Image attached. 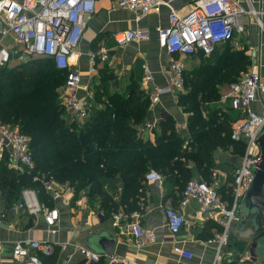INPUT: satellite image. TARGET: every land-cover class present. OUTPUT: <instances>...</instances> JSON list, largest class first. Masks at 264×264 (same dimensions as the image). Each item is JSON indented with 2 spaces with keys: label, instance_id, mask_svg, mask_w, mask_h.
Returning a JSON list of instances; mask_svg holds the SVG:
<instances>
[{
  "label": "crops",
  "instance_id": "obj_1",
  "mask_svg": "<svg viewBox=\"0 0 264 264\" xmlns=\"http://www.w3.org/2000/svg\"><path fill=\"white\" fill-rule=\"evenodd\" d=\"M114 1L96 0L95 12L87 21L78 47L70 57L71 67L78 68L82 74L79 94L89 99L90 112L93 114L97 111L101 113L100 111L106 108L108 96L114 93H127L133 85H138L147 92L148 96L154 87L166 86L167 69L174 59H180L183 63V76L206 64V62L201 64V57L204 56L199 54L191 57L169 54L160 46L156 34L158 28L168 26L170 12H175L179 16L187 15L194 6V0H161L156 11L140 18L125 9L114 8ZM249 2L256 11L258 22H254L256 18L254 16L244 19L248 22L245 31L248 44L246 55L251 68L261 73L264 82V0H249ZM134 28L150 30L151 38L133 40L124 45H118L114 41V33ZM0 45L8 46L7 48L12 52L20 51L22 48L21 45L14 43L8 34L0 39ZM98 47L107 48L110 56L107 62L98 64L96 72L91 74L88 72L87 54ZM221 54L222 52H217L213 62L219 61ZM143 64H146L151 71L150 81L144 79ZM224 83L227 82L217 84V99L213 102L216 103L214 105L218 107L220 113L235 120L241 117V114L231 108L228 100L223 99L222 96L229 90L231 84L227 83L223 88ZM184 87L185 85L181 91L161 94L156 103L149 100L145 119L135 126V137L141 139L143 143L141 151L144 154L148 147L163 144L167 140L163 137L160 124L168 117L174 122L176 134L183 139L182 148L186 147L190 136L188 116L191 113L184 111L178 103L180 93L187 92ZM177 94L179 96H176ZM253 106L258 112H262L260 104L255 103ZM230 146L234 150L233 146ZM216 153V150L212 152L216 166L211 172V177L212 182L223 190L224 186L225 189L229 186L230 179L227 174L230 168L238 166L241 161L234 164L235 157H231L230 153H227V156L221 154L215 156ZM188 164L193 169L191 162ZM150 170L156 169L150 167L145 174ZM112 171V175L102 177L103 189L118 203L117 210L112 213L101 207V198L93 194L88 186L75 189L68 183L56 181V188H61L63 193L61 197L53 199L45 191L50 197L49 206L43 203L37 192L40 204L57 212L54 235L49 233L42 215L36 217L17 208L22 190L34 188L19 185L18 196L10 207L2 210L0 206V264H28L25 261L15 260L12 249L15 243H25L30 239H49L53 242V250L50 254L53 258L50 264H108V258L102 257L98 262L90 263L80 254V248H89L86 244L87 239L101 232L115 236V246L111 255L126 259V264H212L215 250L213 245L207 244V240L219 232L221 227L214 219H199L195 202L189 201L183 207L185 222L177 232L171 233L167 227L164 209L170 206L179 207L178 202L183 192L179 188L183 189L185 181L180 178H177V182H169L165 178L160 183L144 181L141 193L129 200L128 208L120 203L124 187L121 172L117 169ZM64 184H68L70 188L66 189ZM221 195L224 198L225 195L222 193ZM134 214L139 215L138 221L141 227L153 233V241L147 238L136 241L129 228ZM233 245L230 240L226 252ZM178 248L191 252L192 257L180 256L176 252ZM247 255L254 258L257 264H264V234L240 260L237 261L235 258L231 260H234L233 264H237L243 258L247 259ZM222 264L230 263L225 258Z\"/></svg>",
  "mask_w": 264,
  "mask_h": 264
},
{
  "label": "built area",
  "instance_id": "obj_2",
  "mask_svg": "<svg viewBox=\"0 0 264 264\" xmlns=\"http://www.w3.org/2000/svg\"><path fill=\"white\" fill-rule=\"evenodd\" d=\"M160 3L161 0H115L113 5L116 9H125L140 18L156 11ZM95 8L96 0H0L2 37L8 34L14 43L22 46L20 51L12 52L6 46L0 45V68L13 55L19 60L27 56L50 58L56 68L67 71L59 97L69 119L79 125L89 118L90 101L79 94L82 74L78 68L71 67L70 57L77 49ZM249 16L258 19L249 0H194V6L187 15L179 16L170 12L168 26L158 28L156 34L160 46L169 54L185 57L197 54L209 56L236 33L244 32L248 24L244 19ZM151 35L150 30L134 28L114 33L113 39L118 45H124L133 40H149ZM87 56L88 72L93 74L98 64L107 62L110 52L105 47H98L90 50ZM142 69L145 81H150V69L146 64L142 65ZM183 70L180 59L171 61L167 69V85L154 87L149 95L150 101L156 103L163 93L181 91L184 86ZM222 97L229 101L232 109L241 114L231 124L230 138L242 144L244 149L240 164L227 174L230 179V198H223L218 186L191 178L182 192L179 207L170 206L164 209L167 227L171 233L177 232L183 226V207L189 201L196 203L199 219H214L219 223L220 231L207 240V244L213 245L215 250L212 264L224 262L232 228L239 219L241 200L253 177L252 168H256L261 161L257 144V138L264 131V82L261 73L258 70H248L230 84L229 90ZM255 103L260 104L262 112L254 108ZM30 141V136L0 122V158L5 154L9 167L18 171L33 168L35 162ZM33 179L39 180L53 199L62 196L63 190L56 188V181L51 176L35 174ZM162 180L163 176L157 170H150L145 174V181L148 183H160ZM64 186L66 189L70 188L68 184ZM37 192L36 188H24L17 208L36 217L42 215L49 233L54 235L57 212L42 206ZM138 217V214H134L129 225L131 233L137 242L143 238L153 241V233L141 227ZM52 250L51 240L30 239L25 243H15L12 256L15 260L28 264H44L40 254L47 256ZM176 252L185 258L192 257L191 252L183 249L178 248ZM80 254L90 263H96L105 257L109 260L108 264H126L124 258L101 255L89 248H80Z\"/></svg>",
  "mask_w": 264,
  "mask_h": 264
},
{
  "label": "trees",
  "instance_id": "obj_3",
  "mask_svg": "<svg viewBox=\"0 0 264 264\" xmlns=\"http://www.w3.org/2000/svg\"><path fill=\"white\" fill-rule=\"evenodd\" d=\"M224 44L220 50L218 47L210 54L222 52L219 61L214 62L213 66L222 60L225 63L241 62L242 56L248 59L243 51L236 60L223 59L227 51ZM40 58L41 62L50 61L52 64V68L45 71L48 78L39 76L33 81V86L19 90H15L16 86L19 87L16 80V85L11 83L7 90L0 88V122L18 127L20 132L30 136L35 162L33 168L18 171L8 167L6 156L0 158L2 210H7L15 201L19 185L36 188L38 197L49 206V195L40 181L33 179L35 174H47L55 181L68 183L75 189L88 186L93 194L101 198V207L112 213L117 210L118 203L103 189L102 177L112 175L113 169L121 172L124 184L120 203L129 208V200L141 193L145 172L150 167L169 182H177V178H180L187 183L194 172L199 177L208 176V184H211V172L216 166L212 157L214 150L232 145L235 150L242 149L244 152L242 144L230 138L233 119L220 113L215 105L210 107L205 104L211 98L217 99L216 85L220 81L231 80L223 77L221 80H212L207 73L212 67L207 65L211 60H206V64L194 72L184 74V85L187 83L191 90L180 94L178 103L184 111L191 113L188 116L190 136L186 147L182 148L183 139L176 134L174 122L168 117L160 124L163 137L167 140L163 144L148 147L144 154L141 151V139L135 137V126L146 117L150 100L147 92L133 85L127 93H114L106 99V108L101 113L90 112V119L79 125L69 119L56 89L64 83L67 71L56 68L50 58ZM33 61L36 60L18 65L20 70L31 72L32 80L37 76ZM231 69H224V72L234 78ZM11 96L14 98L10 99ZM189 162L193 169L188 166ZM185 185L183 189L178 187L179 190H184ZM222 189L218 188L219 193L229 199L230 188L225 189L224 186ZM40 256L44 264H50L53 258L52 255Z\"/></svg>",
  "mask_w": 264,
  "mask_h": 264
},
{
  "label": "rangeland",
  "instance_id": "obj_4",
  "mask_svg": "<svg viewBox=\"0 0 264 264\" xmlns=\"http://www.w3.org/2000/svg\"><path fill=\"white\" fill-rule=\"evenodd\" d=\"M257 20L258 19L255 18L254 22H258ZM245 31H246V29H245ZM245 31L242 33H236L230 40H228L224 44V47L227 48V51H226L225 55L222 57L223 59L226 58L228 60H231V59L236 60L237 58H240L239 53H242V51H243L246 54V52H248V44H247V37H246L247 34ZM220 49H221V47L219 48V50ZM217 52L215 54L209 56V57H201V64H204V62H206V60H211L210 61L211 63H209V64L212 67H211V69H208L207 73L210 75L212 80H217V79L221 80L222 77L227 78V79L231 78V80L228 81L227 83H232L236 79H238L242 74L247 72L248 70H253L249 64V59L244 58V56H242L243 58H241L242 59L241 62L238 61L236 63H234V62L225 63L222 60L217 66H213L212 64H214V62H213L214 56L217 55ZM41 59L42 58H40L38 56H27L23 60H19L15 56H12L11 59L9 60V62L4 65L2 71L0 72V88L7 90L8 87L10 86V84L14 83L16 80V82H18L16 84H19V87L16 86L15 90H19V88H27L29 86H33V84H34L33 81L38 79L39 76H41L43 79L48 78L49 76H45V71L47 69H51L52 64L50 61L41 62L40 61ZM30 60H36V61H33L34 63H32L34 65V66L32 65L33 68H35L34 70L37 71V76L34 77L33 80L31 79L32 76L30 74L31 73L30 71H28L27 69L20 70L19 69L20 67H18V65L23 64L25 62H30ZM228 68H230V69L232 68L231 72H233V75H235L234 78L232 76H230L229 74H226L224 72V69H228ZM223 82H225V81H220L219 83H223ZM227 83H224L223 88L226 87ZM185 88H186V91L191 90V88L187 86V83H185L184 89ZM56 89L59 93L61 86H59ZM213 89H215V85H213ZM180 94H182V93H180ZM176 96H179V94H177ZM1 98L2 97L0 96V99ZM13 98L14 97L11 96L10 99H13ZM205 104L207 106H213L216 103H214L213 98H211L210 100H207V102ZM17 129H19V128L17 127ZM233 149H234V146H233ZM216 152L218 154L216 153L215 156H220V154L223 156H227L228 155L227 153H230L231 157H235L234 164H237L238 161L240 162L244 156V152L242 149H241V151H237L235 149L232 150L231 146H227L226 148H223V147L218 148V149H216ZM191 178L199 179V180H202L206 183H209L208 176L199 177L197 174L194 173ZM211 184L217 186V184H215L213 182ZM253 259L250 258V255H247V259L243 258L242 261H239L237 264H249V263L254 264L256 262Z\"/></svg>",
  "mask_w": 264,
  "mask_h": 264
},
{
  "label": "water",
  "instance_id": "obj_5",
  "mask_svg": "<svg viewBox=\"0 0 264 264\" xmlns=\"http://www.w3.org/2000/svg\"><path fill=\"white\" fill-rule=\"evenodd\" d=\"M3 22L0 18V39ZM261 161L252 168L253 177L249 183L239 208V219L231 231L233 246L225 253L230 264L240 260L264 234V131L257 138ZM116 238L108 232L94 234L87 239V246L101 255L110 256L115 246Z\"/></svg>",
  "mask_w": 264,
  "mask_h": 264
}]
</instances>
